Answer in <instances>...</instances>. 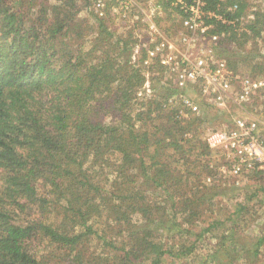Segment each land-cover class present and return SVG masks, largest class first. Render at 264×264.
<instances>
[{"label": "trees", "instance_id": "16d2710c", "mask_svg": "<svg viewBox=\"0 0 264 264\" xmlns=\"http://www.w3.org/2000/svg\"><path fill=\"white\" fill-rule=\"evenodd\" d=\"M38 1L0 0V264H168L237 224L247 202L215 203L225 195L200 130L215 106L190 119L166 110L177 89L160 75L140 96L133 34L118 37L111 9L94 25L80 16L98 0ZM208 5L226 21L208 23L228 67L264 74V5ZM235 240L222 234L216 253Z\"/></svg>", "mask_w": 264, "mask_h": 264}, {"label": "built area", "instance_id": "2783aa9c", "mask_svg": "<svg viewBox=\"0 0 264 264\" xmlns=\"http://www.w3.org/2000/svg\"><path fill=\"white\" fill-rule=\"evenodd\" d=\"M94 6L99 16H103L104 0H98ZM116 7L114 12L123 22L148 25L150 44L144 47L137 42L132 51L133 63L145 70L146 82L139 95H151L152 79L160 75L154 69L160 67L172 76V87L180 92L169 97L165 107L182 108L199 116L201 103L183 93L197 88L203 101L231 118L228 125L211 129L206 137L209 148L224 159V165L220 160L216 168L218 173L225 178L242 179L264 172V129L260 121L232 112L233 107L244 108L258 93L264 92V77L236 73L226 60L218 57L221 36L212 34L213 25L208 21L212 18L226 21L209 9L208 0H147L146 9L138 0H116ZM167 7L180 18L182 31L175 38L168 37L156 22ZM133 11L139 15L132 16ZM203 39L207 42L203 43ZM207 180L211 182V178Z\"/></svg>", "mask_w": 264, "mask_h": 264}, {"label": "rangeland", "instance_id": "374dc122", "mask_svg": "<svg viewBox=\"0 0 264 264\" xmlns=\"http://www.w3.org/2000/svg\"><path fill=\"white\" fill-rule=\"evenodd\" d=\"M44 1V0H42ZM140 5H142L145 9L147 8V0H138ZM40 2V0L38 1ZM53 3V1H50ZM106 7L104 8V13L106 14L107 9H111L110 13L106 15L105 20L107 24H109L112 29L117 32L118 37H127L129 33L133 34V39L137 42L143 43L144 47H147L150 42V35L148 33V25L143 23L141 25H133L130 22H123L120 19V15L116 14L114 11L116 7V0H104ZM249 4L248 12H252L258 9L263 8L264 0H247ZM84 3V2H83ZM108 5V6H107ZM96 8L94 4H92L89 8L84 9L81 12V17H88L91 20L93 25L95 24L96 18ZM176 12H173L170 8H166L162 16L156 19L160 29L165 32V34L170 38H175L180 31H182L180 18L176 15ZM98 15V14H97ZM132 16L139 15L137 12L133 11ZM130 15V16H131ZM207 42L204 41L203 43ZM134 44V45H135ZM247 49H250V45L247 46ZM262 49V48H261ZM223 49L219 50L217 53L218 57L226 60V56L222 54ZM264 51L262 49V55ZM263 58V57H262ZM263 62V59H260ZM145 73V70L140 67ZM155 71H160V76L162 77V84L166 86H173L172 76H170L166 71L162 70L160 67L154 69ZM232 70V69H231ZM237 73H241L243 75H252L250 68L246 66H239V70ZM264 74L255 73L252 76L254 77H263ZM169 84V85H168ZM170 87V86H169ZM173 89V87H172ZM174 92V91H173ZM180 93V92H178ZM177 91L174 94H170L169 97H174L178 94ZM186 96L192 97L197 100L199 103H206L202 100L198 89L191 87L183 92ZM153 96V91L151 92ZM150 95V96H151ZM166 101H163V107H165ZM166 110H176V109H168ZM181 110H183L181 113ZM208 111V109H206ZM180 115L184 116L187 119L197 117V115L191 114L185 109L179 108L177 110ZM208 117L205 118L203 125L200 130L203 136V139L206 141V137L209 134L211 127L215 124L221 127H225L231 122L230 115H228L225 111L213 108L209 110ZM232 112L241 115L247 116L245 118H254L260 121L261 129H264V92L258 93L250 104H247L244 108H232ZM207 143V142H206ZM206 158V157H205ZM211 166V169L214 170L216 182L224 192V197L220 196L215 198V203L220 207H224L229 210H236L237 196L239 193H243V195H249L250 202L248 203V207L246 209L245 215L242 216L241 220L237 221V224H231V222H225L224 228L221 227L219 231L213 230L210 233H207L204 237L201 238L200 242L197 244V252L194 254L187 255L181 259L173 260L171 259L168 264H264V246L262 247L259 255L257 257L253 256L249 250H254L253 245L255 243V239L258 237V231H264V192L263 189L259 187L264 186V174L262 176H254L249 175L242 179H233V178H225L222 177L216 168L220 164V160H222V164L224 163V159L222 155H220L216 151H211V155L206 158ZM210 159V160H209ZM224 165V164H223ZM203 172V176L205 177L203 180L206 185L208 182L207 174ZM256 184V186H255ZM253 185V186H252ZM254 187V188H253ZM256 187V188H255ZM256 192V196L253 198L250 197L252 193ZM253 222V223H252ZM252 223V224H251ZM231 229V230H230ZM229 230V231H228ZM225 232H228L231 237V241H234V244H238V246H243L240 244L241 242L245 243V248L247 252V260L246 258H242L239 256V253L235 254L234 252L237 249L231 247V245H227L228 247H224L219 253L215 251L214 247L217 246L218 238L222 236ZM200 231L196 229V233L193 234L192 238H195L196 235H199ZM195 236V237H194ZM218 237V238H217ZM235 238V239H234ZM90 252L96 251V253H100L102 250V243L99 242L96 238H93V241L89 243ZM44 247V246H42ZM244 253L242 254V256ZM254 257V258H253ZM246 262V263H245Z\"/></svg>", "mask_w": 264, "mask_h": 264}, {"label": "crops", "instance_id": "0c3cea01", "mask_svg": "<svg viewBox=\"0 0 264 264\" xmlns=\"http://www.w3.org/2000/svg\"><path fill=\"white\" fill-rule=\"evenodd\" d=\"M245 117H247V116H245ZM264 123V122H263ZM264 125V124H263ZM263 173V172H262ZM263 174H259V175H254V176H262ZM253 186V185H252ZM255 186H256V184H255ZM254 188V187H253ZM256 188V187H255ZM260 189L262 188V187H259ZM254 196H256V192H254V193H252L251 195H250V197L251 198H253ZM245 199V202H247V205H248V203L250 202V198H249V195L247 196V195H243V193H239V195L237 196V200H238V202L239 201H243ZM231 230V229H230ZM229 231V230H228ZM260 231V230H259ZM259 231L257 232V233H259ZM263 233H264V231H263ZM261 235V234H260ZM238 244L239 243H237V244H234V245H232L231 247H233L234 249H237L234 253L235 254H237V253H239V256L240 257H242V258H246V260H247V250H246V248H245V243L244 242H241L240 244H242L243 246H238ZM229 246V245H228ZM263 247V246H262ZM262 247L261 248H259L258 250H257V253L254 251V250H249L251 253H253V256L254 257H257L258 255H259V252L261 251V249H262ZM253 248H254V245H253ZM244 253V255L242 256V254ZM253 257V258H254ZM246 263V262H245ZM247 264V263H246Z\"/></svg>", "mask_w": 264, "mask_h": 264}]
</instances>
